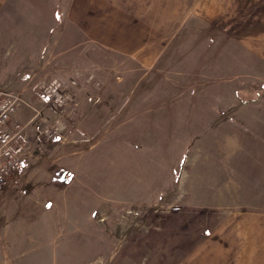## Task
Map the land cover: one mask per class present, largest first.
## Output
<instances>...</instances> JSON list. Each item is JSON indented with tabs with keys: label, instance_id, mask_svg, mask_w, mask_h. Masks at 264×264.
<instances>
[{
	"label": "rangeland",
	"instance_id": "obj_1",
	"mask_svg": "<svg viewBox=\"0 0 264 264\" xmlns=\"http://www.w3.org/2000/svg\"><path fill=\"white\" fill-rule=\"evenodd\" d=\"M212 1L213 9L218 4L221 13L230 12L231 0ZM202 39L199 32L185 33L175 55L198 57ZM170 68L171 77L188 84L183 93L158 96L149 73L128 85L117 83L113 69L105 81L96 78L101 68L86 70L79 88L104 86L113 94L111 104L92 112L87 128L75 119L76 94L84 90L76 91L71 80H60L62 105L49 101L41 89L45 99L39 98L49 108L45 114L32 109L23 95L26 104L13 123L23 126L29 148L23 167L0 192V264L198 263L204 252L199 255L197 246L211 235L224 209H206L203 222L198 209L177 203L183 197L177 189L170 193V175L176 174V182L182 170L197 166L202 152L211 155L200 162L206 170L221 167L237 178L236 206L254 205L256 194L262 198L264 77L256 72L245 79L232 102L230 96H213L223 105L202 126L196 117L211 99L202 85L213 76L195 63ZM226 73L224 68L223 78ZM160 76L167 81L166 72ZM90 91L95 102L89 109L98 100L97 90ZM182 102L191 111H178ZM57 121L64 126L61 132L51 129Z\"/></svg>",
	"mask_w": 264,
	"mask_h": 264
},
{
	"label": "crops",
	"instance_id": "obj_2",
	"mask_svg": "<svg viewBox=\"0 0 264 264\" xmlns=\"http://www.w3.org/2000/svg\"><path fill=\"white\" fill-rule=\"evenodd\" d=\"M231 1L226 15L219 11L218 0L212 1L217 4L214 9L208 0H0V89L21 92L30 99L32 109L45 114L49 108L39 97L45 99L41 89L46 81L71 80L76 91L84 90L76 94L75 119L87 128L92 112L111 104L113 94L104 86L91 87L97 90L98 100L89 109L95 98L87 86L79 88L82 75H88L86 70L101 68L96 78L105 81L113 69L117 83L128 85L152 74L151 89L163 96L183 93L188 86L171 77L170 65L195 63L204 65L208 76H213L202 85L204 95L211 99L196 117L205 126L211 113L223 105L212 101L213 96H230L232 102L233 91L245 79L254 78L256 72L264 77V0ZM191 32L203 35L199 56H176L175 48ZM164 72L166 82L160 76ZM177 110L191 108L182 102ZM218 141L223 149V140ZM202 153L197 166L182 170L176 182V174L170 175V193L175 189L182 193L177 203L198 209L195 213L203 222L207 223L206 209H224L218 211L220 219L211 235L205 234L197 246L199 255L204 252L203 261L199 258L194 264H264V195L257 198L256 194L254 205L236 206L241 187L237 178L221 167L206 170L200 162L211 155Z\"/></svg>",
	"mask_w": 264,
	"mask_h": 264
},
{
	"label": "built area",
	"instance_id": "obj_3",
	"mask_svg": "<svg viewBox=\"0 0 264 264\" xmlns=\"http://www.w3.org/2000/svg\"><path fill=\"white\" fill-rule=\"evenodd\" d=\"M62 82L54 79L43 85L49 101L62 105L65 95L61 93ZM92 100V97L89 98ZM26 104L23 94L9 89H0V189L21 170L28 154L29 141L23 134V126L13 123V116ZM57 121L55 130L63 129ZM50 131L49 129L46 132ZM50 134V133H48Z\"/></svg>",
	"mask_w": 264,
	"mask_h": 264
}]
</instances>
